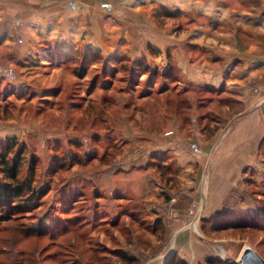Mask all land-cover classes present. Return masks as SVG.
<instances>
[{
  "label": "rangeland",
  "instance_id": "1",
  "mask_svg": "<svg viewBox=\"0 0 264 264\" xmlns=\"http://www.w3.org/2000/svg\"><path fill=\"white\" fill-rule=\"evenodd\" d=\"M70 1L0 0V182L6 154L31 197L0 213V264L264 259V0L210 2L214 28L196 0H155L122 30L42 9ZM186 139L204 143L192 185Z\"/></svg>",
  "mask_w": 264,
  "mask_h": 264
},
{
  "label": "crops",
  "instance_id": "2",
  "mask_svg": "<svg viewBox=\"0 0 264 264\" xmlns=\"http://www.w3.org/2000/svg\"><path fill=\"white\" fill-rule=\"evenodd\" d=\"M154 1L155 0H124V1H122V0H105V1L86 0L85 3L82 5L79 2L76 3L75 1H70L67 4L66 3H58V4H54V5H49V4L43 5L42 9H47V10L51 9L52 12H54V13H56L55 11H57L59 13V15L54 14V15H58L57 19H54L56 22H59L57 20H60L59 18H61L62 16L67 15L64 12L65 10H67V11H69L68 13H69L70 18L75 19V18L79 17L81 23L83 21L86 22L87 20H89L90 21L89 23H91V25H105V24L112 25L113 24L116 27L115 29L121 28V30H122L123 29L122 27H129V26L135 25V21L132 19V17L129 16L131 13H133L132 11L130 12V10H132L136 7H139L141 5L143 6L145 4H149V3L154 2ZM217 1H221V0H196L195 1L197 3L200 2L202 4L201 7L206 9L205 12H204V10L201 12V16H198V19L202 17V20H203L202 22H205L207 25H210L211 28H214L218 24L224 26V24L226 22L225 20L227 19V18L222 17V16H217L214 12L210 13V9H208L209 5H211L210 2L215 4ZM178 2H177V4H178ZM205 3H207V4H205ZM185 4H186V7H184V8H186V9L181 8V10H186V12L188 11L190 13L191 12L194 13L196 11V9L194 8V3L191 0H187V2L182 3V5H185ZM203 4H205V5H203ZM243 5L248 6L250 8V12H253L254 14L257 13V10L259 8L256 3L254 4L252 2H249L248 4L244 3ZM217 8H220L219 5L217 6ZM0 9L2 10L1 6H0ZM198 19L195 18V20H197V22L200 23V21H198ZM137 23H139V22H137ZM213 31H215V30H213ZM203 34H205L204 31H203ZM205 35L208 36L209 34L206 33ZM205 35H204V37H205ZM223 40L226 41V43H230L229 45H232L235 49L238 50L237 38H235V36L232 33H230V37H226V35H225V37H223ZM131 41H133V39L130 38V39H127V41H125V42L131 43ZM104 48H106V46ZM232 52H233V54L231 55L232 58H230V59L231 60L234 59L236 61H237V59L238 60L243 59V62L241 64H239L240 66H243V68H249V66H251V63H253L252 59L254 57L248 56V55L243 56V55H241L242 54L241 52L239 53L237 51H232ZM226 57L227 56H225V58ZM260 62L264 63V60H261ZM228 66L229 65L225 64L222 67L218 68L217 79H219L221 77V73H227L226 68ZM233 66L237 67L238 64L237 65L233 64ZM253 66H255V64ZM187 69L189 70V68H187V66H186V70ZM228 77H230V76H228ZM228 79H230V78H228ZM186 140H188V141L185 142L186 144L184 146H182V148L175 147L173 149H174L175 154H177V156H178L177 157V164H178V166H180V169H181L180 177H178L179 181H186L187 185H192V184H194V181L196 179L195 178L196 177L195 172H198L197 169H199L198 168L199 166L195 161V157L197 158L198 155L204 154V143L203 142L193 143L191 141V139H186ZM192 155H194L195 157L194 156L192 157ZM183 197L184 196H181L180 200L178 201L179 203L177 205L179 206V209H182V210L186 209L187 210V208H185V204H186L187 200L186 199L184 200ZM182 210H180V211H182Z\"/></svg>",
  "mask_w": 264,
  "mask_h": 264
},
{
  "label": "trees",
  "instance_id": "3",
  "mask_svg": "<svg viewBox=\"0 0 264 264\" xmlns=\"http://www.w3.org/2000/svg\"><path fill=\"white\" fill-rule=\"evenodd\" d=\"M149 47V46H148ZM152 54L158 55L159 51L152 50ZM5 147V150H8ZM6 156V154H5ZM4 154L2 155V161L4 165V170L6 174L3 175V180L0 182V213L7 212L6 218H13L14 214H18L25 206L31 204V197L27 199L24 198L27 189L29 188V183L25 179H20L18 177L19 162L17 160L10 162ZM0 216H3L0 215ZM121 259L125 261H132L131 257L127 255H121ZM166 264H187V262L175 255L171 256ZM205 264H226L219 259L209 258Z\"/></svg>",
  "mask_w": 264,
  "mask_h": 264
},
{
  "label": "water",
  "instance_id": "4",
  "mask_svg": "<svg viewBox=\"0 0 264 264\" xmlns=\"http://www.w3.org/2000/svg\"><path fill=\"white\" fill-rule=\"evenodd\" d=\"M238 264H264V259L259 255V253L246 245L241 250L238 258Z\"/></svg>",
  "mask_w": 264,
  "mask_h": 264
}]
</instances>
